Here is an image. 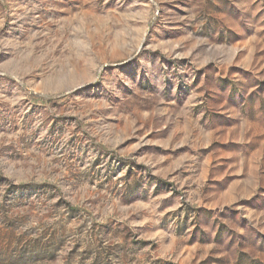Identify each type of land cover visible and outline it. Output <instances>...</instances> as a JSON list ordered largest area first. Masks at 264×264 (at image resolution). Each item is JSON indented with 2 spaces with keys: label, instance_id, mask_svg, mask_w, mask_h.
Segmentation results:
<instances>
[{
  "label": "rangeland",
  "instance_id": "obj_1",
  "mask_svg": "<svg viewBox=\"0 0 264 264\" xmlns=\"http://www.w3.org/2000/svg\"><path fill=\"white\" fill-rule=\"evenodd\" d=\"M0 264H264V0H0Z\"/></svg>",
  "mask_w": 264,
  "mask_h": 264
}]
</instances>
